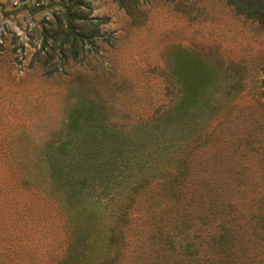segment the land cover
<instances>
[{"label": "trees", "instance_id": "16d2710c", "mask_svg": "<svg viewBox=\"0 0 264 264\" xmlns=\"http://www.w3.org/2000/svg\"><path fill=\"white\" fill-rule=\"evenodd\" d=\"M224 2L264 31V0ZM84 7L66 0L41 27L45 74L96 59ZM210 60L164 69L143 113L76 102L42 151L38 221L52 242L42 235L38 264H264V70L248 88L244 65Z\"/></svg>", "mask_w": 264, "mask_h": 264}, {"label": "rangeland", "instance_id": "374dc122", "mask_svg": "<svg viewBox=\"0 0 264 264\" xmlns=\"http://www.w3.org/2000/svg\"><path fill=\"white\" fill-rule=\"evenodd\" d=\"M65 1L0 0V264H38L42 235L52 242L38 221L47 183L42 151L78 100L106 99L114 117L123 105L143 113L168 82L164 69L190 72L201 57L244 65L248 88L263 75L264 31L224 0H81L99 22L97 60L90 52L47 75L40 30Z\"/></svg>", "mask_w": 264, "mask_h": 264}]
</instances>
